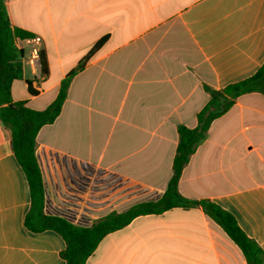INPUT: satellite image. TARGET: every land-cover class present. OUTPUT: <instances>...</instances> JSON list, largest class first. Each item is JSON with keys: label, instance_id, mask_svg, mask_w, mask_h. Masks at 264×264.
<instances>
[{"label": "crops", "instance_id": "crops-1", "mask_svg": "<svg viewBox=\"0 0 264 264\" xmlns=\"http://www.w3.org/2000/svg\"><path fill=\"white\" fill-rule=\"evenodd\" d=\"M14 25L42 39L48 76L29 93L31 67L13 101L45 110L71 81L54 123L37 136L45 213L87 228L111 213L159 200L173 175L179 127L196 128L210 100L264 64V0H9ZM28 39V38H26ZM19 48L23 44L18 45ZM25 56L29 49L24 47ZM33 89L36 91L35 87ZM179 193L231 213L264 250V94L235 100L185 167ZM27 178L0 126V264H66L65 241L25 226ZM86 264H247L202 208L136 218L109 234Z\"/></svg>", "mask_w": 264, "mask_h": 264}, {"label": "trees", "instance_id": "trees-1", "mask_svg": "<svg viewBox=\"0 0 264 264\" xmlns=\"http://www.w3.org/2000/svg\"><path fill=\"white\" fill-rule=\"evenodd\" d=\"M9 0H0V126L7 132L11 152L21 166L30 189L31 207L25 218V226L33 233L54 231L65 241L60 256L66 264H86L101 241L114 232L129 226L136 218L161 215L174 208L200 207L215 220L229 239L243 252L247 264H264V250L241 229L235 217L210 200L191 201L179 193V183L185 167L198 147L206 140L213 122L228 113L235 100L246 93L264 94V64L250 78L226 86L221 90L205 86L210 95L207 105L198 114L196 128L179 127V143L173 161V175L164 195L157 201L133 206L124 213H111L83 228L67 220L45 213V190L41 169L37 162V136L40 130L55 122L67 99L72 79L89 63L103 47L106 39L99 41L62 82L57 98L45 110L27 106V101H13L12 85L23 77L25 51L17 46L19 40L33 37L17 28L10 13ZM42 56V67L48 76V65ZM29 93L38 94L28 82Z\"/></svg>", "mask_w": 264, "mask_h": 264}, {"label": "built area", "instance_id": "built-area-1", "mask_svg": "<svg viewBox=\"0 0 264 264\" xmlns=\"http://www.w3.org/2000/svg\"><path fill=\"white\" fill-rule=\"evenodd\" d=\"M23 44L20 49L24 50V47L29 49L28 55L23 57L22 63H25L31 67L33 74L32 87L34 86L37 92H40L42 85L46 80V76L43 73L42 67V39L40 37L28 38L24 40H19L17 46Z\"/></svg>", "mask_w": 264, "mask_h": 264}]
</instances>
